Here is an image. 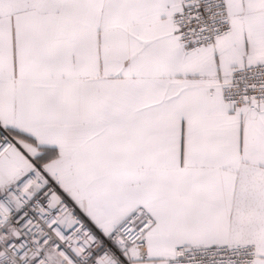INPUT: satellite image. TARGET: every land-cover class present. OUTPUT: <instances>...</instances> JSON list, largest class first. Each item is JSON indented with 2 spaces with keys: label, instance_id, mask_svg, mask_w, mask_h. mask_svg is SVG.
Here are the masks:
<instances>
[{
  "label": "snow or ice",
  "instance_id": "snow-or-ice-1",
  "mask_svg": "<svg viewBox=\"0 0 264 264\" xmlns=\"http://www.w3.org/2000/svg\"><path fill=\"white\" fill-rule=\"evenodd\" d=\"M0 264H264V0H0Z\"/></svg>",
  "mask_w": 264,
  "mask_h": 264
}]
</instances>
